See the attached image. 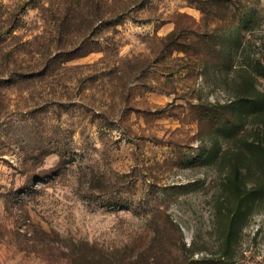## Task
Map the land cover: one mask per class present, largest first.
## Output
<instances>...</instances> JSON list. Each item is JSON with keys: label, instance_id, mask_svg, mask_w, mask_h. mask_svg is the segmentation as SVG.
Here are the masks:
<instances>
[{"label": "rangeland", "instance_id": "rangeland-1", "mask_svg": "<svg viewBox=\"0 0 264 264\" xmlns=\"http://www.w3.org/2000/svg\"><path fill=\"white\" fill-rule=\"evenodd\" d=\"M261 69L264 0H0V264H264Z\"/></svg>", "mask_w": 264, "mask_h": 264}, {"label": "trees", "instance_id": "trees-1", "mask_svg": "<svg viewBox=\"0 0 264 264\" xmlns=\"http://www.w3.org/2000/svg\"><path fill=\"white\" fill-rule=\"evenodd\" d=\"M264 78V69H261L258 74ZM230 106H235V117L226 118L221 125L222 131L225 136H232L238 132L239 126L242 124V118L246 115H264V94L255 91L253 93H239L236 100L230 102ZM228 105V106H229ZM246 145L249 150L255 154L257 160H259L264 166V142L248 141ZM233 177L229 179L231 202L228 206L220 208L223 220L225 221V232L223 238V244L226 248L231 246L234 233H236L235 226L237 221L241 219L247 213L248 204L254 200L256 193L261 191L259 186L246 187L245 183L238 180L240 168L237 165L233 166ZM259 185V184H258Z\"/></svg>", "mask_w": 264, "mask_h": 264}]
</instances>
